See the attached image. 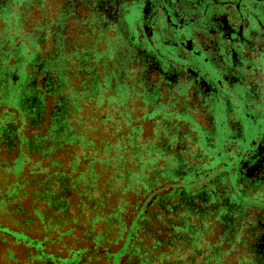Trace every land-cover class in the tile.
Here are the masks:
<instances>
[{"label":"flooded vegetation","instance_id":"af4514ba","mask_svg":"<svg viewBox=\"0 0 264 264\" xmlns=\"http://www.w3.org/2000/svg\"><path fill=\"white\" fill-rule=\"evenodd\" d=\"M64 4L61 16L79 18V8L90 16L91 45L97 41L95 32L104 40L107 31L121 35L111 44L121 49L116 60L136 74L134 81L143 88L146 102L156 104L164 97L178 107L174 124L189 128L184 136L189 143L178 132L175 138L168 136L173 143L167 136L163 141L174 151L172 165L184 177L194 175L184 186L187 209L201 215L212 212V227L220 229L225 252L232 246L242 252L237 264H264V0H64ZM31 73L24 70V82L35 86ZM4 82L0 103L13 106L12 90ZM21 95L24 103L29 98L35 106L36 91L30 97ZM217 157L221 162L214 164ZM219 248L221 257L224 251Z\"/></svg>","mask_w":264,"mask_h":264},{"label":"trees","instance_id":"16d2710c","mask_svg":"<svg viewBox=\"0 0 264 264\" xmlns=\"http://www.w3.org/2000/svg\"><path fill=\"white\" fill-rule=\"evenodd\" d=\"M83 22L87 26V21ZM97 35L100 36V34ZM12 39V37L9 38L10 41ZM30 45L33 44L30 43ZM20 48V51H17L19 50L17 47L14 48L18 60L15 62L14 69L18 73V79L15 80L14 76L8 79V88L12 90L13 95L9 100L13 107L21 113L19 124L30 127L32 132L26 136L20 134L17 123L16 130L10 126L0 141V152L7 155L16 150L14 159L8 166L6 165L7 170L1 172L21 177L19 181L7 185L4 187V191L0 192V214L15 213L20 218L14 222V227L19 223L21 228L11 229L0 224L1 229L9 231V233L0 231V236L9 235L15 240L16 238L10 232L22 235L23 238L20 237L19 241L34 249L36 259L48 261L49 264H87L97 258H103L106 264H212V261L217 264L220 257H218L215 247L218 244L213 242L204 246L200 239V236L212 227L213 215L210 214L212 212L208 210V214L201 215L196 210L187 209V205H190L187 204L189 195L186 194L187 190L184 186H187L189 182L181 175L182 173L179 177L178 175L173 176V173L168 171L163 173L156 170L157 160L168 163L159 148L149 150L148 156L139 160L134 158L139 151L133 149L134 155L131 158L134 159L129 168L125 163L110 161L97 150L88 149L86 145L78 155H76L75 149L71 150V145L82 137L73 129L71 124L73 120L69 116L71 108L75 109L79 106L74 95L62 93L61 90L66 80L60 74L62 70L58 69V73H56L54 66H65L67 59H70L71 54L75 55V52H68L70 55L67 53V56H63L60 51L57 58L52 57V61L39 70L42 77L39 88H37L30 81L29 84L23 83L24 68L20 67L19 60L24 54V50L29 48L24 45ZM65 51L67 52V49ZM65 56L67 59H64ZM76 58L79 61L80 57L76 56ZM33 63L36 64L33 70L37 71V67L41 63L36 59ZM79 68L86 70L81 62ZM76 70L77 68L74 66L69 68L67 73H73ZM46 71L49 72L46 74ZM104 71L106 74L103 79L94 77L91 81L88 87L90 90L87 89L88 94L94 95L97 91L100 92L102 85L110 81L111 74L107 75V71ZM121 71L122 69L117 71L116 88L123 100L126 95L121 89V82H119L122 80H120ZM1 84L4 85L5 82L1 81ZM36 84H38L37 81ZM35 91L37 94L35 106L31 105L32 99L29 98L27 103H24L22 100L24 96L21 95V92L30 97ZM46 95L53 96L50 98L51 109L49 110L44 105ZM17 97H19L18 105L15 104ZM23 144L29 151L24 150ZM163 148L167 149L165 145ZM58 151L66 152V158L74 157L70 160L69 165L65 166L60 156H54V153ZM31 153H37V158L34 161ZM95 160L109 164L114 168L110 176L111 184L117 185L121 192L134 188L140 198L134 202L125 199L117 205L104 206L108 194L103 189L96 190L97 177L94 178L87 172H78L76 167L79 161L90 166ZM152 164L154 165L152 166ZM148 165L152 166L154 179H149V176L143 172L145 166ZM25 166L30 174V179L27 181L22 174ZM75 173L77 175H74ZM29 183L35 185V190L32 192L33 200L46 204L50 218L55 214H60L61 217L54 223L48 219L47 213L35 208L37 210L35 215L40 220L44 231H55L60 236H75L76 243L82 242V244L71 245L72 247L67 248L65 244L60 246V248L67 249L65 256L57 254L59 249L48 251V243L54 239L48 238V236L42 238L32 236L31 232L25 229L31 218L22 213L21 208L12 207V203L16 202L18 194L22 192L21 189ZM167 187L169 190L162 192ZM12 188L17 191L13 193ZM73 195L80 198L76 205L71 201ZM175 198L177 200L173 202ZM195 200L198 204L199 199ZM8 203L12 205L7 207ZM150 206H154L155 210H150ZM148 213L150 216H147ZM56 227H61V229L58 230ZM74 230H77V237ZM109 232H115L113 240L109 238ZM214 251H217L215 255Z\"/></svg>","mask_w":264,"mask_h":264},{"label":"rangeland","instance_id":"374dc122","mask_svg":"<svg viewBox=\"0 0 264 264\" xmlns=\"http://www.w3.org/2000/svg\"><path fill=\"white\" fill-rule=\"evenodd\" d=\"M64 6V0H0V7H2L0 8V83L3 80L8 82V79L15 74L14 66L17 60L16 50H14L15 47L19 49L17 51H20V47H23V45L29 48L28 50H24V54L19 60L20 67L27 70L28 76L32 72L31 77H35V82L37 81L38 84H34H36L35 86L37 88H39L40 78L42 77L39 74V70L48 65L52 61V57L57 58L60 51L63 56L68 52H75V55L80 57L79 61L86 67V70L84 68L80 70V62L77 61L74 54H71L72 56L69 57V60L66 57L67 55L65 56L64 59H67L65 66H54L56 73H58V69L62 70L60 74L66 80L61 90L62 93L70 96L74 95L79 106L75 109L71 108L69 116L73 120V123H71L73 129L82 137L71 145V150L75 149L76 155H78L79 151L87 146L88 149L97 150L103 157L109 158L110 161H119L120 164L125 163L129 168L134 158H136L135 160L145 158L148 156L149 150H157L159 148V151H162L161 153L167 158L169 165L164 161L157 160L156 170L163 173L168 171L171 174L173 173V176L178 175L180 177L181 171L172 165L175 163L174 160L172 161L174 151L171 148L170 150L163 148L165 145L163 138L167 136L168 142L173 143L174 136L176 135L174 134L175 132L180 133L183 140L189 143V137H184L190 133L189 128L183 123L179 125L174 124V116L178 107H172L164 97H161L156 104L149 101L146 102L142 98L144 94L143 88L134 81L136 74L130 72L121 61L116 60L121 49H114L111 44L114 41V36L118 41L121 35H115L116 32L114 31H107L103 33L105 36L104 40L101 37H97V33L95 32L94 36H96L95 38L98 42L95 41V44L91 45V42H88V26L83 22L87 21L90 16L86 17V13L81 11V8H79L80 16L78 19L74 16H61V10ZM4 7L5 9H3ZM60 19H63L62 31L58 28ZM53 32L56 34L54 35ZM10 37L13 38L11 41L9 40ZM30 43L33 45H30ZM66 49L67 52L65 51ZM32 52L33 54H31ZM69 53L68 55H70ZM35 59L43 65L37 67V71L33 70L36 65L33 63ZM26 61L27 63H25ZM74 66L78 70L74 71V73H67L68 69ZM121 69L120 80L122 79V81L119 82H121V89L126 95L123 100H121L118 94L120 92L117 91V86H115L117 84V71ZM104 70L107 71V75L111 74L110 81L102 85L100 92L97 91L94 95L91 93L88 94L87 92L89 91L87 89L90 90L88 87L91 81L94 77L95 79H103L106 74ZM123 72L125 73L123 74ZM14 77L16 80L18 79V75H14ZM32 79L34 81V78L30 80ZM24 80L25 78L23 79V83ZM18 98L15 103L16 105H18ZM44 105L47 110L51 109L50 98L45 99ZM168 112L171 113L169 114ZM20 115L21 113L15 107L11 106L10 103L6 101L0 103V141L3 139V134L10 129V126L16 130L17 127L15 126H17V123L20 134L25 136L31 134L30 127L19 124ZM169 128H173V130H168ZM170 134H173L172 136L174 138L169 139L168 136ZM200 142L202 143L201 140H199ZM203 144L206 145V142L203 141ZM23 148L25 151L28 150L25 144H23ZM133 149H136L139 153H136V156L131 158L134 155ZM14 153H16V150L9 152L7 155L4 152H0V192L4 191V187L14 183V181H19L21 178L20 175L15 177L12 174L8 175L1 172L6 169V165L8 166L12 162ZM66 154V152L58 151L54 153V156H60L63 164L67 166L74 157L71 159L66 158ZM30 155L33 161L37 158V153H31ZM220 162V157L215 158L213 161L214 164H219ZM78 163L76 166L77 171L87 172L92 177H97L96 190L103 189L108 194L105 198L104 206H108L109 204L117 205L125 199L129 202H134L140 198L134 188L121 192L117 188V185L111 184L110 176L114 168L109 164L101 163L98 160H95L90 166L80 161ZM190 163L200 164V160L191 159ZM152 166L148 165L143 169V172L149 176V179H154ZM22 174L25 176L26 181L30 179L27 166L23 169ZM74 175H77V173ZM193 177V173L189 172L184 178L190 181ZM107 180L109 181L105 183ZM24 186L25 188L21 189L22 192L18 194L16 202L12 203V207L21 208L22 213L27 214L31 218L25 229L29 230L32 236L38 238L48 236V238L54 239L48 243V251L59 249L60 251L57 254L62 256L66 255L67 250L63 249V247L60 248L63 244L66 245V248L71 245L77 246L78 244H82L81 241L76 243L75 236H60L55 231H44L40 220L35 215L37 211L35 208H39V211L47 213L48 217L49 209L45 203H41V201H36L35 199L33 200L34 194L32 195V192L35 190L34 183L25 184ZM12 189L13 193L17 191L15 188ZM168 190L167 187L162 192ZM79 199L78 196L73 195L71 201L76 205ZM176 200L177 198L173 199V202ZM12 204L8 203L7 207H10ZM1 210L3 211L4 208ZM150 210H155V207L150 206ZM147 216H150L149 213ZM19 218L18 215L12 212L3 213L0 214V224L8 226L11 229H19L21 228L19 223L14 227V222ZM60 218V214H55L48 219L56 223ZM56 228L58 230L61 229V227ZM0 231L9 233V231L1 228ZM76 231L74 230L77 237L78 234ZM10 234L16 239L14 240L9 235L0 236V264H49L48 261L36 259L34 249L26 246L24 242L19 241L20 237L23 238L22 235L13 232H10ZM114 235L115 232H109L110 239L113 240ZM200 239L202 245H210L214 242L220 247L219 250L224 251L219 258L220 262H217V264H237V260L242 256L241 250L234 246L228 252H225L227 247L225 244H221L222 237L220 236V229L218 227H211L206 230L205 234L200 236ZM111 246L114 245L111 244ZM216 253L217 251H214V255ZM87 264L106 263L103 258H97ZM212 264H214V261H212Z\"/></svg>","mask_w":264,"mask_h":264}]
</instances>
